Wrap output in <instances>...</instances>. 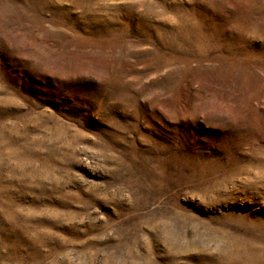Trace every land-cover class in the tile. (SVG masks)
<instances>
[{
  "label": "rangeland",
  "instance_id": "rangeland-1",
  "mask_svg": "<svg viewBox=\"0 0 264 264\" xmlns=\"http://www.w3.org/2000/svg\"><path fill=\"white\" fill-rule=\"evenodd\" d=\"M0 264H264V0H0Z\"/></svg>",
  "mask_w": 264,
  "mask_h": 264
}]
</instances>
